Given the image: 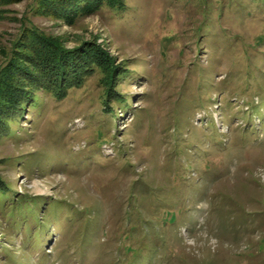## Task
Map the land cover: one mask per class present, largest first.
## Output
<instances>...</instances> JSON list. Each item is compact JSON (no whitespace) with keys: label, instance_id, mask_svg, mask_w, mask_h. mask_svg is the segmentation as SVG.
Segmentation results:
<instances>
[{"label":"rangeland","instance_id":"374dc122","mask_svg":"<svg viewBox=\"0 0 264 264\" xmlns=\"http://www.w3.org/2000/svg\"><path fill=\"white\" fill-rule=\"evenodd\" d=\"M69 1L0 0V264H264V0Z\"/></svg>","mask_w":264,"mask_h":264},{"label":"trees","instance_id":"16d2710c","mask_svg":"<svg viewBox=\"0 0 264 264\" xmlns=\"http://www.w3.org/2000/svg\"><path fill=\"white\" fill-rule=\"evenodd\" d=\"M78 1V4H83L82 6H81V9L83 10V9H86V8H88V6L86 7V5L84 4L85 2H89V0H71V1H69V3H68V6H70V5H72V3L73 2H77ZM93 3L95 4V8H97V7H99L100 5H102V4H104V3H107V4H112V6L113 7H118L119 6V4L121 3V0H93ZM66 6V5H65ZM74 8V7H73ZM89 8H91V7H89ZM76 9H73V10H71V12L72 13H74V14H76V12H78V11H75ZM102 64V63H101ZM102 66H103V64H102ZM64 68V67H63ZM86 68V67H85ZM84 68V69H85ZM103 68H105L104 66H103ZM107 71H110L109 69L107 70ZM79 72V71H78ZM78 77H80V74H77V75H75V77L73 78V79H71V80H69L72 84H77L79 81V79H78ZM59 80V79H58ZM105 82L106 83H108L109 82V80L108 81H106V79H105ZM48 83V86H50V84L53 86V88H52V91H53V95H54V83H50V82H47ZM72 84H69V82L68 81H66V82H59V81H57V86H59V88L57 89V91H59V93L58 94H61L60 92H62L61 90H65V88L66 87H68L69 85H72ZM18 89H21L20 87H18ZM32 92L33 91H28V90H26V92H24V91H22V93H20L19 95H16V96H14L13 95V97H12V104L14 105V109H20L21 107V101L23 100V102L24 101H27L28 100V98L31 96V94H32ZM57 94V93H56ZM57 94V95H58ZM63 94V93H62ZM7 193V189L5 188V187H3V188H0V194L2 195V194H6Z\"/></svg>","mask_w":264,"mask_h":264}]
</instances>
